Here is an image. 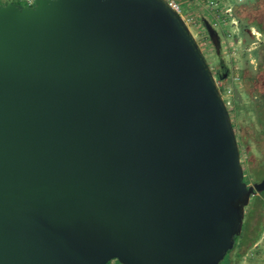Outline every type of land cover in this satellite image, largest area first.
I'll use <instances>...</instances> for the list:
<instances>
[{
	"label": "water",
	"instance_id": "water-1",
	"mask_svg": "<svg viewBox=\"0 0 264 264\" xmlns=\"http://www.w3.org/2000/svg\"><path fill=\"white\" fill-rule=\"evenodd\" d=\"M263 191L169 2L0 4V264H220Z\"/></svg>",
	"mask_w": 264,
	"mask_h": 264
},
{
	"label": "flooded vegetation",
	"instance_id": "flooded-vegetation-1",
	"mask_svg": "<svg viewBox=\"0 0 264 264\" xmlns=\"http://www.w3.org/2000/svg\"><path fill=\"white\" fill-rule=\"evenodd\" d=\"M227 7L232 38L220 37V49L211 41L215 55L207 60L237 135L245 181L254 185L264 179L253 181L264 165V0H229Z\"/></svg>",
	"mask_w": 264,
	"mask_h": 264
},
{
	"label": "rangeland",
	"instance_id": "rangeland-1",
	"mask_svg": "<svg viewBox=\"0 0 264 264\" xmlns=\"http://www.w3.org/2000/svg\"><path fill=\"white\" fill-rule=\"evenodd\" d=\"M0 4L6 5L9 4V2L0 0ZM20 5L24 6L25 4L21 3ZM183 6L185 10V16L187 17L189 22V26L195 38L197 39L203 53L209 60H213L215 50L211 42L212 39L209 35V31L207 29V23H210L218 31L220 37L232 38L233 29H231V20H225L223 19V17L221 19L215 20L209 17V12L205 5L196 1L189 3L185 1L183 3ZM216 22H219V24H217V26L215 27ZM233 52H236V50L233 49ZM209 64L211 65V63ZM258 167V165H253L252 169L254 170ZM255 176L253 178V181L255 179L258 182L264 177V165L255 170ZM262 219L264 220V191L252 197L250 204L246 208V217L244 223L247 222L250 224V226H252L256 225L259 220ZM260 237H262V235ZM250 251L251 249L239 264H257L256 259L253 257ZM231 257H233V260L236 259L234 254ZM223 262L224 260L220 264H223Z\"/></svg>",
	"mask_w": 264,
	"mask_h": 264
},
{
	"label": "built area",
	"instance_id": "built-area-1",
	"mask_svg": "<svg viewBox=\"0 0 264 264\" xmlns=\"http://www.w3.org/2000/svg\"><path fill=\"white\" fill-rule=\"evenodd\" d=\"M9 3H16L20 5L24 3L25 7H33L35 5L36 0H5ZM170 3V5L177 11L179 14L185 19L187 24L189 25L188 19L185 16V10L183 3L186 2H199L205 5L209 12V17L218 20L223 17V19L228 16L231 10L227 7V2L229 0H166ZM22 6V5H20ZM22 6V7H24ZM224 6V8H223ZM219 24V22L215 23V27ZM253 257L256 259L257 264H264V231L262 233V237L254 244L250 251Z\"/></svg>",
	"mask_w": 264,
	"mask_h": 264
},
{
	"label": "trees",
	"instance_id": "trees-1",
	"mask_svg": "<svg viewBox=\"0 0 264 264\" xmlns=\"http://www.w3.org/2000/svg\"><path fill=\"white\" fill-rule=\"evenodd\" d=\"M263 216V215H262ZM244 230L241 235L235 237L234 248L225 255L223 258V264H239L243 258L247 255L248 251L259 240L264 231V220H259L256 225L250 226L249 223H244ZM235 255L236 259L233 260L232 255ZM222 260V261H223ZM221 261V262H222ZM220 262V263H221Z\"/></svg>",
	"mask_w": 264,
	"mask_h": 264
}]
</instances>
